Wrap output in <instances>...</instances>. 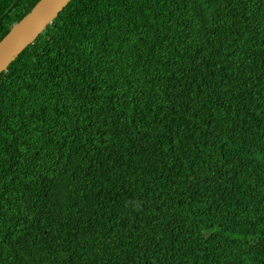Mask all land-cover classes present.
Wrapping results in <instances>:
<instances>
[{
    "label": "trees",
    "instance_id": "trees-1",
    "mask_svg": "<svg viewBox=\"0 0 264 264\" xmlns=\"http://www.w3.org/2000/svg\"><path fill=\"white\" fill-rule=\"evenodd\" d=\"M0 264H264V0L68 1L0 73Z\"/></svg>",
    "mask_w": 264,
    "mask_h": 264
},
{
    "label": "water",
    "instance_id": "water-1",
    "mask_svg": "<svg viewBox=\"0 0 264 264\" xmlns=\"http://www.w3.org/2000/svg\"><path fill=\"white\" fill-rule=\"evenodd\" d=\"M70 0H38L0 39V73Z\"/></svg>",
    "mask_w": 264,
    "mask_h": 264
}]
</instances>
